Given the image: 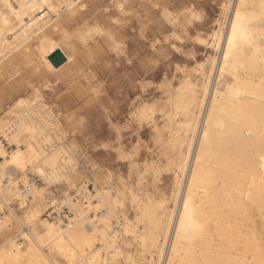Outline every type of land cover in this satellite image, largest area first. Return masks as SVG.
<instances>
[{"label":"bare ground","instance_id":"6f19581e","mask_svg":"<svg viewBox=\"0 0 264 264\" xmlns=\"http://www.w3.org/2000/svg\"><path fill=\"white\" fill-rule=\"evenodd\" d=\"M59 6L53 0H0V52L28 49L37 42L50 70L60 69L49 59L59 50L70 65L80 50L88 53L82 66L95 65L98 57L92 48L114 39L104 36L102 22L81 16L76 0L66 3L64 15ZM232 6L240 18L229 9L227 26L213 33V45L221 53L218 59L212 57L209 74L203 64L199 72L202 83L187 78L171 101V122L177 123L171 146L176 150L178 172L172 209L141 205L140 197L130 191V200L139 210L135 224L119 214L118 198L106 196L98 205V195L83 186L79 194L89 204L82 206L70 196L60 202L74 214L69 223L39 220L42 207L48 205L47 190L35 183L26 184L28 169L50 187L67 177L73 157L61 141L56 116L43 97L29 99L25 95L16 100L9 110L16 118L7 122L0 118V201L10 213L0 217V231L12 225L13 217L23 229L9 234L0 244L2 264H60L61 260L65 264H120L118 257L124 252L118 244L121 231L139 239L151 255L156 253V264H264V243L246 236L242 242L237 239L245 235L239 228L246 222L240 221L241 216L248 217L254 208L264 215V0H235ZM70 30L76 31L73 41L68 36ZM53 33L65 40H54ZM213 73L216 80L212 84ZM180 115L181 120L176 121L174 116ZM139 116L145 121L152 119L144 109ZM3 135L15 149L6 150ZM13 157L19 164L12 162ZM42 171L46 175L41 176ZM4 176L7 183H3ZM22 185L30 190L26 193L22 189L20 194ZM18 195L23 202L21 209L27 208L25 220L9 203ZM113 217L120 230L114 231ZM18 236L23 237L25 247L16 241ZM236 244L243 245L241 254ZM133 256L128 253L124 264H137Z\"/></svg>","mask_w":264,"mask_h":264},{"label":"rangeland","instance_id":"374dc122","mask_svg":"<svg viewBox=\"0 0 264 264\" xmlns=\"http://www.w3.org/2000/svg\"><path fill=\"white\" fill-rule=\"evenodd\" d=\"M53 1L64 10L71 0ZM76 2L81 16L102 22L104 36L112 37L114 42L106 40L99 47L92 48V54L98 57L92 67L82 66L88 53L80 50L75 54L74 64H68L67 60L56 71L45 65L46 60L37 42L29 47L30 50L20 48L7 54H4L6 51L0 52V118L4 122L16 118L9 110L20 97H43L56 116V130L62 137L61 141L70 148L68 150L73 161L67 177L51 183L50 187L32 168L26 173V184L35 183L47 190L48 205L42 207L39 220L55 222L61 219L63 223H69L74 214L68 205L60 202L70 196L86 206L89 202L79 191L87 186L91 193L98 195L95 198L98 205L102 204L99 200L106 196L118 198L119 214H125L137 224L136 213L139 210L130 200L131 192L140 197L141 205L149 204L160 210V206L164 205L173 208L172 196L178 172L176 150L171 146L177 124L171 122V113H174L171 101L187 78L201 84V69L209 74L212 57L218 59L221 53L213 45V33L220 26H227L231 12L224 5H234L235 0ZM75 32L69 31L71 41ZM55 35L53 33L51 36L54 40H65L63 35ZM262 36L264 41V34ZM177 48L179 51H176ZM213 75L212 84L216 80V73ZM142 109L148 111L152 119H142L139 116ZM174 117L176 121L181 120V115ZM1 140L7 151L16 148L4 135ZM122 156L127 158L122 159ZM24 188L25 185H22L20 194ZM20 198L21 195L11 198L9 203L17 215L25 220L27 208L21 209L23 202ZM30 200L27 203H31ZM9 214L1 202L0 217ZM263 216L256 208L251 210L248 217L241 216L240 221L246 222L239 228L245 235L237 239L242 242L246 236L258 238V242L264 243ZM112 219L114 231L120 230L115 218ZM11 221V226L3 227L0 231V244L7 240L9 234L23 229L14 217ZM121 236L118 244L124 248V255L118 257L120 264L126 262L128 253L134 255L137 264H156L157 254L151 255L149 247H141L140 240L133 239L131 234L122 235L121 231ZM159 238H162V234ZM16 241L22 247L26 246L22 236H18ZM235 248L242 250L243 245L236 244ZM60 264L65 263L61 260Z\"/></svg>","mask_w":264,"mask_h":264},{"label":"snow or ice","instance_id":"6c2138e0","mask_svg":"<svg viewBox=\"0 0 264 264\" xmlns=\"http://www.w3.org/2000/svg\"><path fill=\"white\" fill-rule=\"evenodd\" d=\"M224 7H225L226 10H229V9H230V10H232V11H235V12H236V17H237V19L239 20V18H240V13H239L238 10H236V9L234 8V6L229 5V4H225ZM232 27H233V33L235 34V31H236V24H233ZM176 39H179V37H177ZM228 43H229V46H231V44H232L231 39L228 41ZM173 47H175V45H173ZM176 51H179V49L177 48ZM225 59H227V57H225ZM121 158H122V159H126L127 157L122 156ZM12 162H13L14 164H19V161H18V158H17V157H13V161H12ZM40 174H41V176L46 175L45 172H43V171H42ZM185 208H187V203L185 204ZM0 264H2V262H0ZM101 264H107V262H101ZM169 264H171V262H169Z\"/></svg>","mask_w":264,"mask_h":264},{"label":"water","instance_id":"95a60500","mask_svg":"<svg viewBox=\"0 0 264 264\" xmlns=\"http://www.w3.org/2000/svg\"><path fill=\"white\" fill-rule=\"evenodd\" d=\"M49 59L52 60V62L54 63L56 67H59L60 65H62L63 63L67 61V58L64 56V54L60 50L54 52L51 56H49Z\"/></svg>","mask_w":264,"mask_h":264},{"label":"built area","instance_id":"2783aa9c","mask_svg":"<svg viewBox=\"0 0 264 264\" xmlns=\"http://www.w3.org/2000/svg\"><path fill=\"white\" fill-rule=\"evenodd\" d=\"M24 189H25V192L27 193L30 190V186L25 187Z\"/></svg>","mask_w":264,"mask_h":264}]
</instances>
